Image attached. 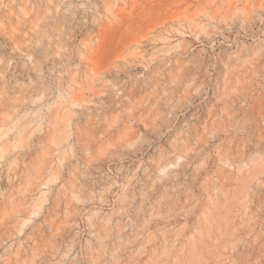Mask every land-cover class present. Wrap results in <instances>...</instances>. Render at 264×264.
<instances>
[{
	"label": "rangeland",
	"instance_id": "obj_1",
	"mask_svg": "<svg viewBox=\"0 0 264 264\" xmlns=\"http://www.w3.org/2000/svg\"><path fill=\"white\" fill-rule=\"evenodd\" d=\"M0 264H264V0H0Z\"/></svg>",
	"mask_w": 264,
	"mask_h": 264
}]
</instances>
